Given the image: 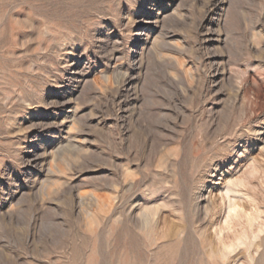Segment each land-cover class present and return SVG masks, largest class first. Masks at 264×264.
<instances>
[{"label": "rangeland", "instance_id": "obj_1", "mask_svg": "<svg viewBox=\"0 0 264 264\" xmlns=\"http://www.w3.org/2000/svg\"><path fill=\"white\" fill-rule=\"evenodd\" d=\"M237 179L264 224V0H0V264H264Z\"/></svg>", "mask_w": 264, "mask_h": 264}, {"label": "bare ground", "instance_id": "obj_2", "mask_svg": "<svg viewBox=\"0 0 264 264\" xmlns=\"http://www.w3.org/2000/svg\"><path fill=\"white\" fill-rule=\"evenodd\" d=\"M214 176H216V174H214ZM214 180L215 179L213 178L211 182H214ZM228 184L229 185L227 186L225 193L219 196L217 204H215L216 210L214 212V216H217L219 218L221 216L222 208L224 207L223 205L227 204L228 213L225 219V224L227 225L226 228L228 227L229 231L226 229L228 232L224 234V232L226 231L224 230V227L222 225L217 230V236L219 239V244H217V246L219 245L220 247L222 246L226 248V251L228 249L227 253L223 254L224 256H226L228 253L236 251V249H238L242 245L245 246V249L241 250L239 253L249 251L254 245L255 240L260 237V233L263 232L264 227V224L261 220L263 213L261 210V206H255L253 211V208L251 207V202H249L248 200H244L242 197L237 196V194H240L243 188L246 187L245 183L240 179H237V181H230ZM202 197V194H199V196L196 197L198 206L199 203H201L198 201H201ZM237 225H241L242 229L240 227L237 230ZM235 226L237 231H230ZM263 241L264 237H262L261 241H259L258 243L262 244ZM258 243L256 245H259Z\"/></svg>", "mask_w": 264, "mask_h": 264}]
</instances>
